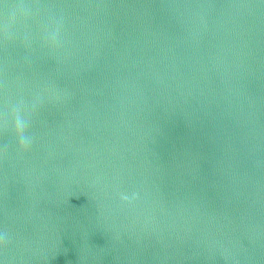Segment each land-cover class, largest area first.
Masks as SVG:
<instances>
[{"label": "water", "instance_id": "1", "mask_svg": "<svg viewBox=\"0 0 264 264\" xmlns=\"http://www.w3.org/2000/svg\"><path fill=\"white\" fill-rule=\"evenodd\" d=\"M0 264H264V0H0Z\"/></svg>", "mask_w": 264, "mask_h": 264}]
</instances>
